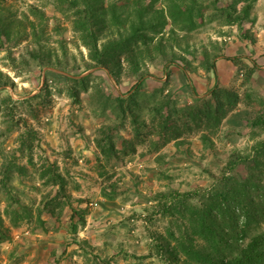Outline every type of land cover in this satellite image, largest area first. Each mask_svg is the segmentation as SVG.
Instances as JSON below:
<instances>
[{
    "label": "rangeland",
    "instance_id": "rangeland-1",
    "mask_svg": "<svg viewBox=\"0 0 264 264\" xmlns=\"http://www.w3.org/2000/svg\"><path fill=\"white\" fill-rule=\"evenodd\" d=\"M230 1L219 0L218 5ZM31 5L45 11L43 41L54 51L52 62L41 65L37 58L41 47L30 36L24 37L23 27L17 33L18 24L13 26L18 37L11 40L0 36V69L12 79L0 85V216L4 232L0 234V264H170L167 256L157 253L158 238L169 236L176 245L185 232L192 233L191 207H204L210 201L207 197L219 190L216 181L227 171L229 155L236 150L250 152L264 139V128L251 125L264 109V0H254L249 18L233 24L216 13L217 6L208 4L207 24L188 35L198 51L184 54L191 61L196 94L204 97L217 77L221 86L240 95V102L211 135L213 144L204 145L200 139L203 126L193 127L153 153L146 152L143 143H137L135 151L125 152L135 139L131 117L122 119L110 102L104 110L99 102L105 99L102 95L123 94L131 105L129 90L137 75L127 72L126 63L118 79L95 68L88 49L79 44L71 29L68 6L60 0H0V20L24 15L36 20ZM209 39L218 41L219 48L211 46ZM204 45L212 54L219 51L222 55L217 58L216 73L203 65ZM235 56L240 57L241 67L258 65L251 77L246 75L248 68L239 71L240 66L227 58ZM165 61L162 55L151 63L143 61L150 76L145 87L134 93L140 105L133 107L141 117L161 95L159 89L162 95L171 94L177 107L203 103L180 69L182 59L177 60L180 67L167 69L169 76ZM113 124L120 125L116 131L119 152L107 160L97 145V130ZM11 153L16 164L25 165L27 171H14L4 178L1 166ZM48 161L66 176V193L71 196L58 195L64 201L59 209L49 203L56 197L58 184L41 176ZM235 173L245 174L246 167L240 164ZM112 181L120 185L118 194L107 198L102 187ZM184 192L194 194L185 197ZM73 210L77 211L74 218ZM195 239L197 245L204 244L198 235ZM246 241L248 237L239 243ZM179 255L184 258L183 253Z\"/></svg>",
    "mask_w": 264,
    "mask_h": 264
},
{
    "label": "trees",
    "instance_id": "trees-1",
    "mask_svg": "<svg viewBox=\"0 0 264 264\" xmlns=\"http://www.w3.org/2000/svg\"><path fill=\"white\" fill-rule=\"evenodd\" d=\"M60 1L68 6L71 29L79 44L88 49L89 58L94 62L95 68L104 70L113 79H118L126 63L127 72L138 77L129 90L130 94L127 93L130 95L131 105L126 104L127 99L123 94L117 97L110 94L102 95L105 99H99L101 109L107 108L110 102L111 108L119 112L116 114L122 115V119L127 115L131 117L135 139L131 144H127L125 152L127 149L135 151L137 143H143L147 145L146 152L153 153L172 138L179 139L185 130L201 126L203 130L200 139L203 144H213L211 135L216 133L224 117L240 102V95L235 90L221 86L217 77L215 84L204 97L196 94L189 70L191 61L184 54L195 55L198 51L196 46L190 44L188 35L207 24L208 4L212 7L217 6L219 10L216 13L220 12L227 24H233L242 23L249 18L254 0H231L226 6L218 5L219 0ZM245 2L247 5H242ZM30 8L31 14L38 21L32 19L30 15H24L22 19L10 17L3 22L0 20V36L4 35L11 40L13 36L18 37L17 33H20L23 27L24 37L30 36V40L41 47L38 51L40 54L37 55L40 64L51 63L54 49L43 41L45 29L42 22L48 17L40 7L31 5ZM15 24H18L17 33H13ZM209 42L211 46L219 48L218 41L209 39ZM201 54L206 69L216 73V62L217 58L222 56L221 53L217 51L212 54L204 45ZM161 55L166 59L164 68L167 75V69L171 66L180 67L177 60L182 59L184 65L180 69L185 79L192 87L196 98L204 100L201 106L177 107L172 103L171 94L162 95L163 91L159 89L158 93L161 95L152 101L145 115L141 117L140 113L133 111L135 110L133 107L140 105L136 99L137 94L134 93L145 87V81L150 76L143 69V61L151 63ZM227 58L240 66L239 56ZM257 67V64H253L252 67L244 64L243 67H239V71L248 68L246 75L251 77ZM7 82H12L10 75L0 69V85L5 86ZM251 125L264 128V109L251 120ZM119 127L117 124L102 125L97 130L96 142L107 160L119 152L116 145L119 138L116 131ZM182 142L184 141H178L177 144ZM251 150L233 151L226 162L227 171L216 181L220 183L219 190L212 197H207L210 201L205 202L204 207H191L190 212L194 214L191 216L192 233L185 232L183 239L178 240L176 245H172L169 236L158 238L157 253L167 256L170 264H264V227L261 225L264 222V139L257 141ZM11 154L13 156L6 157L1 166L4 178H8L14 171L19 174H26L27 171L25 165L16 164L17 158ZM240 164L246 167V176L235 173ZM41 176L58 184L56 197L50 199L49 203L52 202L55 207L61 208L64 201L58 195L66 194L71 197L66 193V176L55 163L49 161L41 169ZM119 187L118 181H112L108 186L102 187V193L107 198H112L118 194ZM193 194L184 192L182 196L189 197ZM168 205L170 204L167 203L166 208ZM50 212L55 211L52 209ZM58 214H61V211ZM76 214L77 211L73 210L72 218ZM219 214L223 215L222 219L219 218ZM227 214L229 218L224 217ZM2 225L3 218L0 216V234L4 235ZM74 228L76 229V225ZM251 230L254 232L250 234ZM196 235L203 239V245L195 243ZM246 237L248 241L241 245L239 242ZM180 253H183V259L180 258Z\"/></svg>",
    "mask_w": 264,
    "mask_h": 264
}]
</instances>
